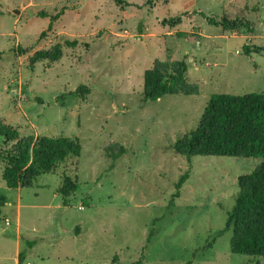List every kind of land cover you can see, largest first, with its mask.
Returning a JSON list of instances; mask_svg holds the SVG:
<instances>
[{
    "label": "rangeland",
    "instance_id": "rangeland-1",
    "mask_svg": "<svg viewBox=\"0 0 264 264\" xmlns=\"http://www.w3.org/2000/svg\"><path fill=\"white\" fill-rule=\"evenodd\" d=\"M0 3V117L21 136L66 135L82 146L20 190L7 186L0 162L8 200L0 264H14L17 228L24 264H258L231 250L232 229L219 232L238 177L262 157H189L173 144L196 128L212 94L264 92V0ZM41 11L61 15L49 29L52 17ZM225 17L250 26L225 29ZM68 38L78 44L61 59L30 63ZM156 59L185 60L200 93L144 102V72ZM111 143L127 149L114 167L104 152ZM65 175L79 186L68 204L59 191Z\"/></svg>",
    "mask_w": 264,
    "mask_h": 264
},
{
    "label": "trees",
    "instance_id": "trees-1",
    "mask_svg": "<svg viewBox=\"0 0 264 264\" xmlns=\"http://www.w3.org/2000/svg\"><path fill=\"white\" fill-rule=\"evenodd\" d=\"M122 3L123 0H115ZM3 14L0 3V16ZM41 15L52 17L49 29L61 13L51 14L41 11ZM175 23V22H174ZM173 24V23H172ZM250 24L240 18H223L222 27L239 29ZM186 33H184L185 35ZM77 40L70 38L58 42L48 49L37 50L30 63L42 60L57 61L64 54V47H76ZM249 51L248 47H245ZM256 50V48L254 49ZM188 65L185 60L156 59L152 67L144 72L143 101H155L167 94H194L200 89L197 83L187 78ZM86 89L81 86L77 91ZM175 151L185 156L222 155L241 157H262L261 163L251 172L238 177V193L232 210L229 212L223 230H233L230 240L234 253L245 254L264 260V92L245 94H212L196 128L174 142ZM82 146L78 138L66 135L47 136L31 133L21 136L20 131L0 117V162L5 164L3 179L10 188L31 187L43 174L50 173L57 164L69 156H80ZM112 159L111 167L127 149L120 143H111L104 150ZM189 172L180 176L176 183L177 192L188 179ZM78 183L65 175L60 192L64 204L78 190ZM7 197L0 195V219ZM30 242L29 245H34ZM212 247V243L202 250ZM26 255L20 252L19 264H24ZM133 264H142L138 260ZM192 264V262H188Z\"/></svg>",
    "mask_w": 264,
    "mask_h": 264
},
{
    "label": "crops",
    "instance_id": "crops-1",
    "mask_svg": "<svg viewBox=\"0 0 264 264\" xmlns=\"http://www.w3.org/2000/svg\"><path fill=\"white\" fill-rule=\"evenodd\" d=\"M20 190V188H18ZM11 226V224L9 225ZM15 256L13 257V260H14V264H19V255H20V252L22 251L21 250V239H20V229L17 228V231L15 233Z\"/></svg>",
    "mask_w": 264,
    "mask_h": 264
},
{
    "label": "built area",
    "instance_id": "built-area-1",
    "mask_svg": "<svg viewBox=\"0 0 264 264\" xmlns=\"http://www.w3.org/2000/svg\"><path fill=\"white\" fill-rule=\"evenodd\" d=\"M6 223H7V225H10V221L8 219L6 220Z\"/></svg>",
    "mask_w": 264,
    "mask_h": 264
},
{
    "label": "water",
    "instance_id": "water-1",
    "mask_svg": "<svg viewBox=\"0 0 264 264\" xmlns=\"http://www.w3.org/2000/svg\"><path fill=\"white\" fill-rule=\"evenodd\" d=\"M263 262H264V260H263Z\"/></svg>",
    "mask_w": 264,
    "mask_h": 264
}]
</instances>
